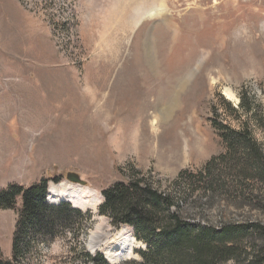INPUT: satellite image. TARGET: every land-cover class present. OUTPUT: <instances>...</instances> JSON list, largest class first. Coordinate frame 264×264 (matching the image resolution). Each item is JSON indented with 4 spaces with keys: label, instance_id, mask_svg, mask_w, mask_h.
Instances as JSON below:
<instances>
[{
    "label": "rangeland",
    "instance_id": "obj_1",
    "mask_svg": "<svg viewBox=\"0 0 264 264\" xmlns=\"http://www.w3.org/2000/svg\"><path fill=\"white\" fill-rule=\"evenodd\" d=\"M153 7L162 12L147 17ZM167 85L173 107L152 129L159 101L170 105ZM244 129L264 162V0H0V192L42 179L70 191L74 172L98 194L71 203L90 215L85 233L38 244L15 264H89L83 253L106 258V233L121 229L132 253L114 264L139 262L146 245L132 226L98 212L100 189L134 180L184 194L191 225L264 227V175L224 165L222 131ZM20 208V196L0 208L4 259Z\"/></svg>",
    "mask_w": 264,
    "mask_h": 264
},
{
    "label": "trees",
    "instance_id": "obj_2",
    "mask_svg": "<svg viewBox=\"0 0 264 264\" xmlns=\"http://www.w3.org/2000/svg\"><path fill=\"white\" fill-rule=\"evenodd\" d=\"M222 136L227 143L228 156L221 155L217 159L226 157L228 163H224L225 167L239 168L241 173L258 169L264 175L262 151L248 137L246 129L232 133L223 130ZM210 168L208 162L205 171ZM140 182L116 183L100 189L103 202L98 205V212L110 216L115 226L130 224L136 238L146 245L144 250L138 251L139 262L119 264H225L227 261L232 264H264V227L258 223L191 225L180 210L184 194H180L179 201L169 192L158 191L150 184L141 185ZM47 188L46 179H42L28 187L10 184L1 190L0 208H12L16 196L21 197V208L13 225L12 254L9 259L0 254V264H15L36 245L48 244L66 233L79 230L85 233L82 219L88 220L89 213L72 207L65 200L57 204L47 202ZM185 189L190 195L196 190L192 187ZM256 238L260 241L257 242ZM83 257L89 264H109L100 253L84 252Z\"/></svg>",
    "mask_w": 264,
    "mask_h": 264
},
{
    "label": "bare ground",
    "instance_id": "obj_3",
    "mask_svg": "<svg viewBox=\"0 0 264 264\" xmlns=\"http://www.w3.org/2000/svg\"><path fill=\"white\" fill-rule=\"evenodd\" d=\"M161 12H162V8L156 9L153 7V8L148 9L144 14L147 17H151L154 15L160 14ZM96 85H99V83H97ZM168 87H169L168 90H166L167 87L164 90V96H166V98H164V99H168L170 97V99L167 101V102L170 101V103H169L170 105H168L166 103V100L162 101V102L159 101V104L157 106V110L161 107V105L165 104V106H162L161 111L160 112L157 111V113H155V115H153L150 118V123H151L150 125H151L152 129H156L160 118H162L163 117L162 115L165 114L163 111L169 107H173V104L175 101V99H173V97H172V95H173L172 88L173 87L171 85H169ZM159 93L161 95L160 90H159ZM94 94H96V93H94ZM91 95H92V93H91ZM226 95H229L231 97L234 96L230 91H226ZM96 96L97 95L94 96L95 99H96ZM112 105L114 106V109L116 108V110H117V104H116V106L114 104H112ZM103 107L105 110V106H103ZM109 109H113V107L109 108ZM139 121H138V125H139ZM117 131H118V133L116 132L117 138L121 139L122 135L124 133V127L122 126V124H119V126L117 127ZM137 131H138V128H133L131 130V133L133 135H135L137 133ZM115 145H116V143H115ZM47 194H48L49 200L50 201L52 200V202H55V201L60 200V199H65V200L72 201V202H74V201H77V202L83 201L84 202L85 200H91L92 198L93 199L98 198V194L92 189H89L87 187L76 186L75 188L70 189V191H69V190L64 188L63 184H50L48 186ZM98 223L99 224H97L95 226L94 233L93 232L91 233L92 237H91L90 242H91V244L94 243V249H98V247L100 246V244H98V242L97 243H95V242H96V238L99 234V231L103 226L102 223H104V220H100V222H98ZM122 230L123 229H121L119 231H115L113 233H110V232L106 233V237H108V241H106L104 243V247H102V250H103V254L106 257V260H108V262H110V263H115L119 259L127 258L132 253V251H131V243L133 240L132 233L130 230H128L129 233L125 234L124 232H122ZM91 247L93 248V246H91Z\"/></svg>",
    "mask_w": 264,
    "mask_h": 264
},
{
    "label": "water",
    "instance_id": "obj_4",
    "mask_svg": "<svg viewBox=\"0 0 264 264\" xmlns=\"http://www.w3.org/2000/svg\"><path fill=\"white\" fill-rule=\"evenodd\" d=\"M66 180L71 182V183H75L77 185L80 186H85L86 182L84 180H82L78 174L74 173V172H68L66 174ZM90 244V242H89Z\"/></svg>",
    "mask_w": 264,
    "mask_h": 264
}]
</instances>
